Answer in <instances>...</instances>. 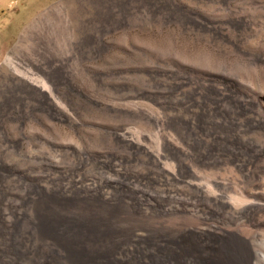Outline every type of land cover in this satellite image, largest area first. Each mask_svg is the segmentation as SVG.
<instances>
[{"label":"bare ground","instance_id":"6f19581e","mask_svg":"<svg viewBox=\"0 0 264 264\" xmlns=\"http://www.w3.org/2000/svg\"><path fill=\"white\" fill-rule=\"evenodd\" d=\"M237 1L113 0L114 27L96 29V33L88 35L91 43L84 50L81 66L99 91L119 93L125 82L112 81L110 72L101 74L97 65L107 63L115 49L107 39L125 23L153 27L163 39L169 38L179 52L192 57L208 55L213 65L223 70H230L231 65L222 64L220 58H240L247 66L254 65V73L264 80V63L258 62L264 59V52L243 44L244 35L256 31L254 16L238 11ZM208 4L224 7L230 18L206 19L196 6ZM253 4L261 6L264 2ZM239 27L242 32L237 30ZM6 64L14 75L27 78L13 60ZM61 65L66 68L65 63ZM144 70L140 68V72ZM145 73V84L138 90L142 94L159 91L160 79L163 82L179 74L194 88L213 87L220 97L230 92L247 109L248 117L264 120V94L247 89L229 75L181 66L171 68L168 64ZM56 75L44 81L33 79L35 84H42L39 88L12 80L10 108L1 123L27 119L44 125L45 115L36 114L38 99L54 97L66 107L62 108L77 116L75 119L70 113L67 121L82 136V145L77 149L51 143L48 155L30 150L25 153L23 148H16L20 151L18 158L0 155V246L2 242L9 246L5 255L2 253L5 262L260 264L254 238L264 233V202L255 200L264 201V190L258 184L249 190L240 189L243 192L229 202L213 188L214 184L200 183L183 158L171 161L143 145L139 138H127L120 120H115L120 108L88 100L67 71ZM118 93L119 98L124 96ZM52 115L57 116L54 109ZM27 203L34 208V219L20 230L19 221L25 215L23 204ZM27 216L24 218L30 219Z\"/></svg>","mask_w":264,"mask_h":264},{"label":"rangeland","instance_id":"374dc122","mask_svg":"<svg viewBox=\"0 0 264 264\" xmlns=\"http://www.w3.org/2000/svg\"><path fill=\"white\" fill-rule=\"evenodd\" d=\"M112 1L0 0V155L18 158L19 148H23L25 153L30 150L34 154L45 152L48 155L52 144L81 148L82 136L76 134L68 122L70 113L75 119L77 116L70 109H64L66 107L54 97L37 100L39 105L36 114L45 115L44 125L27 119H20V122L6 120L1 123L10 108L12 80L39 88L42 84H35L37 82H32L33 79L44 81L51 75L59 76L67 71L73 77L72 83L88 100L102 106L108 104L109 108L121 109L115 120L116 123L120 120L118 123L127 138H139L143 145L171 161L183 158L200 183L214 184L213 188L216 187V191L229 202L231 197L252 189L256 184L264 190V120L257 121L248 117L247 109L238 104L230 92H227V96L220 97L213 87L194 88L179 74L163 82L160 77L156 78L155 83L160 79L161 84L158 85L161 89L151 95L138 91L145 84V72L168 64L171 68L181 66L229 75L247 89L264 94V80L254 73L255 66H247L242 59L236 57L220 58L222 64L229 62L231 65L230 70H223L213 65L208 55L192 57L179 52L169 38L163 39L153 27L122 23L107 39L115 47L107 57V63L104 65L100 62L97 66L101 74L110 72L108 77L112 81L125 83L119 93L99 91L96 82L81 63L85 60L84 50L91 43L88 35L108 26L114 27L111 24ZM253 1L264 2H236L238 11L254 16L257 26L256 31L244 35L243 44L253 51L259 48L264 52V5L253 4ZM255 6L260 7L257 9ZM196 9L203 17L212 21L225 20L231 15L224 7L214 8L212 4L196 6ZM237 30L243 31L242 27ZM9 59L27 76L26 79L12 73L6 64ZM262 61L264 63V59L258 60L260 63ZM61 63H65L66 68ZM138 68L139 71H135ZM140 68L145 69L143 73ZM115 93L124 96L119 98ZM53 109L57 116L52 115ZM255 202L264 201L258 199ZM23 206L25 215L31 217H22L18 225H21L20 230L26 229L34 219L32 204ZM25 219L28 224L24 223ZM259 234L254 240L261 258L260 264H264V233ZM3 243L0 246L2 260L4 251L9 250V246ZM2 260L0 264H9Z\"/></svg>","mask_w":264,"mask_h":264},{"label":"crops","instance_id":"0c3cea01","mask_svg":"<svg viewBox=\"0 0 264 264\" xmlns=\"http://www.w3.org/2000/svg\"><path fill=\"white\" fill-rule=\"evenodd\" d=\"M5 2L8 1V0H4Z\"/></svg>","mask_w":264,"mask_h":264}]
</instances>
